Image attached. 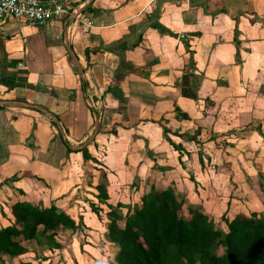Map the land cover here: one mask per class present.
I'll return each mask as SVG.
<instances>
[{"label":"crops","instance_id":"0c3cea01","mask_svg":"<svg viewBox=\"0 0 264 264\" xmlns=\"http://www.w3.org/2000/svg\"><path fill=\"white\" fill-rule=\"evenodd\" d=\"M73 8L91 27L73 19L0 26V191L52 190L66 176L71 183L78 163L86 173L111 174L112 188L125 190L132 180L117 173L145 174L128 171L130 156L150 153L157 167L179 169L186 156L167 138L182 149L185 133L198 130L203 141L207 132L222 137L249 123L260 127L245 135L262 137L264 0H73ZM191 61L198 101L177 87ZM224 104L229 121L218 112ZM175 109L188 118L176 119ZM83 147L91 160L74 152Z\"/></svg>","mask_w":264,"mask_h":264},{"label":"rangeland","instance_id":"374dc122","mask_svg":"<svg viewBox=\"0 0 264 264\" xmlns=\"http://www.w3.org/2000/svg\"><path fill=\"white\" fill-rule=\"evenodd\" d=\"M206 101L205 104H208ZM228 107L229 104H224L218 110L219 113H225L223 116L219 114L221 118H226L225 115L230 112ZM242 113L243 110L238 109L233 115L240 118ZM176 119L179 117L176 116ZM226 119L229 121V118ZM259 127L249 123L224 133L222 137H215L213 133L207 132L203 141L196 139L195 133L199 132L198 130L185 133L188 142L182 141L185 146L178 153L180 157L186 156V158L179 160L178 170L170 166L173 162L157 167V159H154L150 153H147L148 159L143 158V161L141 158L134 159L130 156L127 160L128 171L132 172L135 166H139L141 174H145L119 176L117 173L121 180H132V183H128L129 188L125 190L112 188L110 184L114 177L107 172L102 175L100 172L102 170L93 169L94 173L91 170L86 173L87 170L82 169L83 163L77 164L78 170L76 175L72 176L74 180L71 179V183L69 181L71 175L70 178L66 176L67 182L52 190H33L25 193L3 189L0 191V228L11 223V208L15 203L30 202L35 207L55 205L60 212L70 217L76 228H57L53 241L47 237L50 233L41 232L40 229L35 240L23 244L27 253L21 257L22 262L116 264L115 245L109 241L105 230L108 219L111 218L108 212L114 211L119 216V220H122L119 222L120 226H123L126 216L133 213L141 198L149 197L152 188L159 190L171 188L175 195L183 200L182 214L185 217L189 218V208L199 207L201 212L214 220L218 229L225 232L223 216L233 217L243 213L247 215L251 211L263 210L264 134L261 138H256V141L253 136L251 138L245 135L249 130H259ZM190 154L198 157H190ZM200 158L203 167L199 162ZM109 160L106 155L105 162ZM167 160L172 159L167 158ZM116 162L117 160L113 163L114 166ZM143 162L146 166L141 164ZM197 163L198 169H195ZM190 178L197 182V185L193 184L194 188ZM152 181L159 185L156 187L152 185L151 189H147L146 186H151ZM97 185L102 186L104 190L97 191ZM103 192L107 197L106 200L99 198L104 194ZM6 260L9 262L8 259ZM12 261L14 259H11Z\"/></svg>","mask_w":264,"mask_h":264},{"label":"trees","instance_id":"16d2710c","mask_svg":"<svg viewBox=\"0 0 264 264\" xmlns=\"http://www.w3.org/2000/svg\"><path fill=\"white\" fill-rule=\"evenodd\" d=\"M157 29L161 35L167 33L175 37L160 26ZM193 66V62H189L190 71L183 74L177 87L182 98L198 101V79ZM126 70L139 72L129 65ZM112 95L121 102L124 100L119 89ZM175 113L184 120L188 118L179 109H175ZM163 131L166 135V129ZM167 141L176 152L181 150L169 138ZM66 144L67 150L72 152ZM74 152H81L85 161L91 160L86 147ZM199 162L203 167L201 158ZM190 180L197 185L195 180ZM96 187L97 191L104 190L102 186ZM103 193L99 198L106 200ZM140 201L133 213L126 216L123 226L114 211L108 212L111 218L105 230L109 241L115 245L116 264H264V203L260 212L233 217L222 215L224 232L199 207L189 208V218L185 217L183 200L171 188H152L149 197ZM11 215V223L0 228V264H30L19 258L27 253L23 244L35 240L40 229L50 233L47 237L53 241L57 228H76L70 217L55 205L35 207L28 202H18L12 206Z\"/></svg>","mask_w":264,"mask_h":264},{"label":"built area","instance_id":"2783aa9c","mask_svg":"<svg viewBox=\"0 0 264 264\" xmlns=\"http://www.w3.org/2000/svg\"><path fill=\"white\" fill-rule=\"evenodd\" d=\"M44 27L52 21L76 20L86 30L91 23L76 13L73 0H0V26L7 20Z\"/></svg>","mask_w":264,"mask_h":264}]
</instances>
